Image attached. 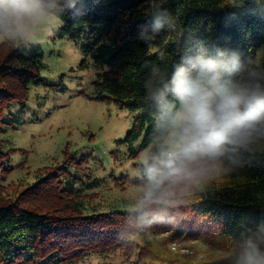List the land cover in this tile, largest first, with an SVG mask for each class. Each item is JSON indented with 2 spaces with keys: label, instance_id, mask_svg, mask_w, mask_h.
Instances as JSON below:
<instances>
[{
  "label": "trees",
  "instance_id": "trees-1",
  "mask_svg": "<svg viewBox=\"0 0 264 264\" xmlns=\"http://www.w3.org/2000/svg\"><path fill=\"white\" fill-rule=\"evenodd\" d=\"M232 3L233 0H163L156 11L157 6H151L150 0H76L75 7L63 15L64 23L57 36L79 42L85 32L81 46L85 58L80 66L87 67L91 59L107 67L95 81L96 97L122 108L142 110L125 137L126 143H133L143 136L142 150L153 123L151 108L144 100L143 81L151 66L160 63L157 52L164 56L162 49H166L168 53V59L160 63L163 69L181 56L194 54L197 44L209 50L234 51L242 58H255L264 46V0H237L242 6ZM165 10L176 18L187 48L172 43L178 33L169 32L167 24L151 45L139 38L142 33L148 35L156 30L157 18L166 19ZM42 54L35 47L27 50L0 43V135L7 123L4 111L14 101L23 108L31 85L43 82ZM6 155L0 139V179L10 163ZM241 160L237 171L213 181L190 207L180 209V213L188 215L173 221L178 237L187 231L185 221H190L195 233L200 229L223 242L245 227L264 222V154H244ZM49 174L56 177L52 184L55 194L64 198L63 206L58 203L53 212L27 206L20 199L0 203V264H77L94 252H133L136 242L131 237L137 232L130 227L141 226L136 213L86 214L91 194L77 186L78 179L64 164L52 167ZM130 183L138 184L136 180ZM56 213L65 216L58 217ZM139 256L135 264H139L141 252Z\"/></svg>",
  "mask_w": 264,
  "mask_h": 264
},
{
  "label": "clouds",
  "instance_id": "clouds-1",
  "mask_svg": "<svg viewBox=\"0 0 264 264\" xmlns=\"http://www.w3.org/2000/svg\"><path fill=\"white\" fill-rule=\"evenodd\" d=\"M76 0H0V43L29 47L63 26V15ZM160 10L163 0H150ZM233 6H242L233 0ZM155 14V12H154ZM156 30L140 39L151 45L167 24L182 42L176 18L165 10ZM157 60L168 59L166 49ZM153 64L143 81L152 125L135 168L140 192L124 215L136 213L142 227L173 222L180 209L232 175L244 154H264V57L242 58L234 51L209 50L175 59L163 69ZM220 264H264V222L245 227L225 241Z\"/></svg>",
  "mask_w": 264,
  "mask_h": 264
},
{
  "label": "rangeland",
  "instance_id": "rangeland-1",
  "mask_svg": "<svg viewBox=\"0 0 264 264\" xmlns=\"http://www.w3.org/2000/svg\"><path fill=\"white\" fill-rule=\"evenodd\" d=\"M81 37L75 42L58 37L56 31L41 43L20 47L42 51L43 82L31 85L23 108L14 101L4 111L7 123L0 139L10 163L0 179V203L20 199L47 212L60 202L63 206L64 198L60 200L52 186L56 177L49 174L62 164L78 179L77 186L91 194L86 214L123 211L138 198L139 185L130 181L136 180L143 136L133 143H126L125 137L142 110L96 97L95 81L107 67L91 59L87 67L80 66L85 32ZM257 56H264V46ZM186 213L181 212L177 220ZM185 224L187 231L180 237L173 222L147 231L130 227L137 232L131 237L136 242L132 253L130 249L116 254L94 252L77 264H135L140 252L139 264H220L225 242L200 229L195 233L190 221Z\"/></svg>",
  "mask_w": 264,
  "mask_h": 264
}]
</instances>
